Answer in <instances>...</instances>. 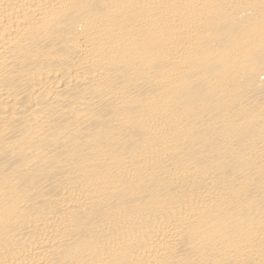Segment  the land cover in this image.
Segmentation results:
<instances>
[{"label":"bare ground","instance_id":"6f19581e","mask_svg":"<svg viewBox=\"0 0 264 264\" xmlns=\"http://www.w3.org/2000/svg\"><path fill=\"white\" fill-rule=\"evenodd\" d=\"M0 264H264V0H0Z\"/></svg>","mask_w":264,"mask_h":264}]
</instances>
